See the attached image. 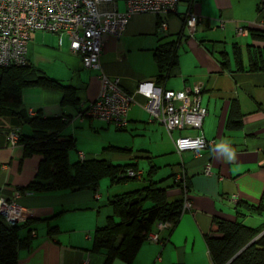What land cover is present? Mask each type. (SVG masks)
Returning <instances> with one entry per match:
<instances>
[{
    "label": "crops",
    "instance_id": "0c3cea01",
    "mask_svg": "<svg viewBox=\"0 0 264 264\" xmlns=\"http://www.w3.org/2000/svg\"><path fill=\"white\" fill-rule=\"evenodd\" d=\"M260 2L179 0L167 13L134 14L122 37L109 36L105 40L99 58L100 70L82 65L79 56L70 52L66 34L60 37L42 31L30 34L26 61L51 79L73 88L77 104L63 105L62 93L58 90L31 87L21 93V108L28 116L39 111L44 117L61 116L66 121L62 135L71 136L75 143V149L68 153V161H77L78 153L84 158L104 159L117 154L127 160L124 163H135L138 167L135 159L147 158L153 171L149 174V167L146 171L138 168L141 174L132 178L140 179L139 183L111 184L108 179L100 180L95 191L27 190L41 156L27 155L21 142L11 146L6 139L9 129L30 134L28 124L0 117V197L15 202L23 210L25 218L19 223L36 219L29 226L30 231L28 227L20 230V237L30 234L31 239L29 247L19 248L17 264H102L105 252L95 253L90 247L94 230L104 226L112 215L108 200L115 194L141 188L149 179L165 188L168 201L180 199L182 192L171 186L169 176L182 166L191 208L180 214L171 230L161 234L166 238L163 245L145 241L134 264H212L205 235H216L215 220H235L240 201L248 206L261 203L262 210L257 216L264 212V58L257 57V51H264V38L250 34L251 28L264 31V9L260 10ZM118 10H124L120 2ZM189 12L199 19L192 34L187 32L184 23ZM162 22L166 24L164 28ZM239 29L246 32L239 34ZM169 41H177V66L174 74L159 86L174 91L194 84L201 86L199 103L207 109V114L199 129L186 127L168 132L162 124L151 120L143 107L146 99L135 92L140 82H154L158 74L154 50L158 44ZM254 62L262 69L249 71ZM222 63L226 65L223 67ZM101 76L118 78L121 89L133 97L121 135L139 138V144L133 141L132 146L107 145L99 152L93 146L82 147L78 143L84 134L80 131L92 132L99 128L98 123H106L79 115L99 95ZM236 118L240 120L237 127L231 125ZM184 135L214 140V146L200 150L198 156L192 151L178 153L174 140ZM108 147L127 149L128 153ZM229 151L235 153L232 162L227 160ZM159 156H167L163 164L153 162L152 158ZM206 162H210L209 175L202 173ZM165 166H170L166 175L163 174ZM143 174L146 180H142ZM241 213L242 222L251 215ZM49 227L57 230L48 234ZM111 264L125 263L114 259Z\"/></svg>",
    "mask_w": 264,
    "mask_h": 264
},
{
    "label": "trees",
    "instance_id": "16d2710c",
    "mask_svg": "<svg viewBox=\"0 0 264 264\" xmlns=\"http://www.w3.org/2000/svg\"><path fill=\"white\" fill-rule=\"evenodd\" d=\"M262 9L260 5V10ZM250 34L255 38H264V31L257 28H251ZM180 35L181 32L179 37ZM176 42H162L154 50L158 67V74L154 79L156 85L163 84L174 74L173 71L177 66ZM257 54L259 59L264 58V51H257ZM258 64L251 63L249 71L261 70L262 66L259 67ZM225 65V63L221 64L223 67ZM31 87L58 90L62 93L63 105L77 104L73 88L51 79L27 61L24 65L0 67V117H10L14 123L28 124L30 134H21L14 129L19 136L18 142L23 144L25 154L41 156L35 178L28 184L27 190L95 191L103 178H108L111 184L135 179L127 176L128 170L138 169L135 163L113 164L104 158L78 159L70 163L68 153L75 149V143L71 136L62 135L66 121L61 116L44 117L39 111L28 116L21 108V93L25 88ZM239 124L238 118L231 121L232 126L237 127ZM110 150L128 153L127 149L122 148H110ZM182 168L183 166L180 170ZM152 171L153 166H150L148 173ZM175 174L172 172L169 176L172 181L171 186L178 187L181 191L182 182H185L187 191L185 170L184 181H175ZM108 203L112 208V215L107 218L104 226L94 230L90 250L95 253L105 252L102 264H111L114 259H119L125 264H134L141 245L146 241V234L153 229L155 223L170 222V226L162 233L168 232L176 225L181 214L182 198L168 201L165 188L149 179L148 183L139 189L113 195ZM236 209L235 220L216 219V235H205L212 264H264V223L260 228L245 225L241 213L245 211L251 215H259L262 204L248 206L240 201L237 202ZM35 222L36 219L30 218L22 223L10 224L0 215V264H17L19 248L29 247L31 239L30 234L20 237V230L29 228ZM56 230V227H49L48 234ZM165 239L163 238L164 243Z\"/></svg>",
    "mask_w": 264,
    "mask_h": 264
},
{
    "label": "built area",
    "instance_id": "2783aa9c",
    "mask_svg": "<svg viewBox=\"0 0 264 264\" xmlns=\"http://www.w3.org/2000/svg\"><path fill=\"white\" fill-rule=\"evenodd\" d=\"M118 2L123 3V11L118 10ZM179 0H0V67L24 65L30 34L34 31L51 32L59 36L66 34L70 52L78 55L82 65L100 70L102 46L111 36L119 39L123 36L130 17L138 13L161 14L173 10ZM264 8V0L260 2ZM198 16L188 13L185 27L189 34L194 31ZM166 24L161 23L164 28ZM246 32L239 29L238 33ZM99 95L79 115L89 119H98L113 125L116 129L125 128L126 114L133 97L120 87L118 78L108 79L101 76ZM201 86L194 84L182 90L163 89L152 81H142L137 85L136 93L146 102L144 109L152 121L162 124L168 132L182 131L186 127L199 129L207 114V109L199 103ZM6 139L14 146L18 133L14 129L6 132ZM178 153L199 151L214 146V140L202 136H179L174 140ZM78 159L84 155L78 153ZM202 173L209 175L210 162L203 166ZM140 171L128 170V177H138ZM184 170L175 174V181H184ZM185 182H182L181 213L191 208L187 197ZM0 215L8 223H19L25 217L23 210L13 201L0 197ZM170 222H157L155 229L146 234L148 242L163 245L162 232Z\"/></svg>",
    "mask_w": 264,
    "mask_h": 264
},
{
    "label": "rangeland",
    "instance_id": "374dc122",
    "mask_svg": "<svg viewBox=\"0 0 264 264\" xmlns=\"http://www.w3.org/2000/svg\"><path fill=\"white\" fill-rule=\"evenodd\" d=\"M120 4L123 5L122 2H120ZM116 39V38H115ZM89 119V118H88ZM90 120V119H89ZM97 127H99L98 129L93 130L92 132H81L80 133H84L83 135L81 134L79 137V141L78 143L81 144L82 147H89V146H93L94 148H97L100 152L101 148L107 145H114V146H124V145H128V146H132L133 141L135 142V144H139V142L141 141V139L136 138V137H125L121 134L123 130L119 131L117 130L113 125L111 124H100ZM101 126V127H100ZM120 134H118V133ZM129 141V142H128ZM128 142V143H127ZM124 144V145H122ZM134 149L138 148V147H133ZM140 148V147H139ZM111 156L107 159L108 161L117 164V163H124L127 160L124 158H120L118 156H116L117 154H110ZM170 154H168L167 156H169ZM167 156H159L156 159L152 158L153 162H157L158 164H163L164 163V158ZM102 158V157H101ZM151 159V158H150ZM135 161L139 162V169H142L143 171H146L147 168L149 167L150 163L148 162L149 160L147 158H137L135 159ZM166 170L163 172V174H168V170L170 172V166L164 167ZM164 168H161L160 170H163ZM108 178H103L101 180L104 181H108ZM142 180H146V174H143V179ZM141 180L140 179H136V180H129L126 183H139ZM145 182V181H144ZM123 183V184H126ZM122 185V184H120ZM264 222V212H262V214L260 216H255V215H250L247 216L246 218L243 219V223L245 225L254 227V228H260L258 227L261 223Z\"/></svg>",
    "mask_w": 264,
    "mask_h": 264
},
{
    "label": "clouds",
    "instance_id": "9594fccd",
    "mask_svg": "<svg viewBox=\"0 0 264 264\" xmlns=\"http://www.w3.org/2000/svg\"><path fill=\"white\" fill-rule=\"evenodd\" d=\"M234 159H235V153L232 152V151H229L227 153V160H228V162H232Z\"/></svg>",
    "mask_w": 264,
    "mask_h": 264
},
{
    "label": "bare ground",
    "instance_id": "6f19581e",
    "mask_svg": "<svg viewBox=\"0 0 264 264\" xmlns=\"http://www.w3.org/2000/svg\"><path fill=\"white\" fill-rule=\"evenodd\" d=\"M198 22V21H197ZM51 33V32H50ZM60 37V36H59ZM70 43V42H69ZM174 178H175V176H174Z\"/></svg>",
    "mask_w": 264,
    "mask_h": 264
}]
</instances>
